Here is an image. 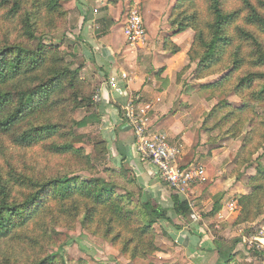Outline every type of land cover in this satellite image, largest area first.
<instances>
[{
    "label": "trees",
    "instance_id": "trees-1",
    "mask_svg": "<svg viewBox=\"0 0 264 264\" xmlns=\"http://www.w3.org/2000/svg\"><path fill=\"white\" fill-rule=\"evenodd\" d=\"M63 1L0 0V264H68L54 230L77 222L124 257L147 258L159 251V221L170 222L169 210L143 200L127 170L99 169L86 152L79 132L86 118L75 115L94 110L95 90L81 75L83 64L75 65L78 39L68 37ZM168 22L173 35L194 34L180 74L195 64L193 80L214 78L197 85L216 102L200 129L219 132L211 141L243 135L236 167L257 164L248 193L236 200L234 221L254 223L264 210L263 154L254 158L264 149V0H174ZM163 47L179 51L169 37ZM230 96L240 104L228 102ZM96 145L102 154V142ZM170 199V211L186 223L188 201L173 189ZM220 211L215 204L208 218ZM240 242L216 237V264H232ZM249 251L264 263L263 250Z\"/></svg>",
    "mask_w": 264,
    "mask_h": 264
},
{
    "label": "crops",
    "instance_id": "crops-1",
    "mask_svg": "<svg viewBox=\"0 0 264 264\" xmlns=\"http://www.w3.org/2000/svg\"><path fill=\"white\" fill-rule=\"evenodd\" d=\"M131 2L141 4L147 30L146 43L140 48L130 47L122 32L123 10ZM163 3L164 0H75L69 28L73 38L78 39L76 50L82 59L81 75L92 82L94 96L99 97L94 101V110L82 112L78 118H86V125L79 132L85 136L86 152L91 154L99 169L127 170L143 190V200H155L169 210L170 222L161 220L158 226L176 249L185 252L189 264H216L209 236L197 232L203 221L190 217L186 223L181 222L170 211L171 188L159 179L155 166L138 155L131 128L122 114V107L131 96L151 104V128L164 132L168 144L181 150L177 160L180 166L194 165L190 164L195 160L193 144L204 135L200 129L201 121L208 112L205 109L208 101L197 85L207 80L192 79L195 64L180 74L188 64L187 52L193 32L186 30L173 35L168 22L169 10L164 12ZM167 37L179 49L177 53L171 54L163 47ZM122 74L127 76L126 80L121 78ZM111 78L117 80L119 91L109 87ZM98 142L103 144L102 154L96 152ZM205 162L207 165L208 159ZM218 175L208 191L201 184L196 185L183 198L196 209H207L205 205L209 199L219 192ZM197 213L202 219L200 210Z\"/></svg>",
    "mask_w": 264,
    "mask_h": 264
},
{
    "label": "rangeland",
    "instance_id": "rangeland-1",
    "mask_svg": "<svg viewBox=\"0 0 264 264\" xmlns=\"http://www.w3.org/2000/svg\"><path fill=\"white\" fill-rule=\"evenodd\" d=\"M173 2L174 0H164L163 10H165V13H167L168 10V14L170 13ZM133 3L131 2L126 10H123L124 22L122 25V31L127 13ZM63 6L68 12V37L72 39L74 35L69 28V18H71L70 13L75 6V0H64ZM139 6L144 21L142 6L141 4H139ZM73 12L74 11H72V13ZM62 49L67 50L66 45H63ZM77 52L78 51L76 50V54ZM81 60L82 59L77 54V57L74 60L75 65L80 64ZM213 79L214 78H211L204 82L206 83ZM227 100L231 104H240V101L233 96L228 97ZM207 103L208 107L205 109L209 112L216 102L212 100ZM82 112L83 111H78L76 113L75 116L77 119L83 115ZM195 124L196 123L194 122V125ZM203 134L204 135H201L203 139L199 138L193 144L195 160L190 164H201L205 171H207L208 177H206V181L201 184V187L205 188L207 191L208 188L215 183L216 175L219 174V192L214 198L209 199L210 201L208 202V205H205L207 206V209L204 208L203 210L200 207H197L198 209L194 208L196 213L200 210V214L205 218L197 219L201 222L203 221V223L198 226L197 232H202L204 235L209 236L211 242H213L216 237L226 239L227 241L240 239L241 242L237 244L235 249L237 255L232 264H264L261 259L254 258L249 251L253 245L256 246V243H258L255 238L258 237L257 233L259 228L264 225V210L263 216H261L256 222L247 224H235L234 221L239 210L234 215H226V205L231 200L236 201L240 195L248 193V179L255 174L254 168L257 164L253 163L251 167H243L241 169L236 167L235 161L240 152L243 135L237 139H219L211 141L212 138H217L219 135L218 131H214L210 134L203 132ZM8 153L15 155L17 151L9 148ZM261 154L263 155L260 159V163L264 165V149L257 153L254 158L259 157ZM30 156L31 154L29 153L28 157ZM207 159L209 163L206 165L205 161ZM203 163L205 165H203ZM0 164H3L2 160H0ZM215 204L221 206V211L219 212L217 219H209V214ZM156 230L159 234L156 239L159 251L150 257L136 258L134 260H130L121 255L119 249L112 247L108 241L93 236L81 229L78 222L75 223L72 230L59 226L56 227L54 231L59 234L56 236V239L58 240V244L63 246L61 255L68 264L76 263L79 260H82L87 264H189L185 252L176 249L177 246L170 241L168 237L162 234L161 228L158 225L156 226ZM160 253H163L164 255Z\"/></svg>",
    "mask_w": 264,
    "mask_h": 264
},
{
    "label": "built area",
    "instance_id": "built-area-1",
    "mask_svg": "<svg viewBox=\"0 0 264 264\" xmlns=\"http://www.w3.org/2000/svg\"><path fill=\"white\" fill-rule=\"evenodd\" d=\"M123 35L132 48L143 47L147 40V32L141 16L139 3H133L129 9L125 24L123 26ZM121 78L126 80L125 74ZM112 90L119 91V85L115 78L108 82ZM94 101L99 97L94 96ZM152 110L151 104L141 102L138 97H129L122 107V114L126 123L131 128L134 147L143 160L155 166L159 179L175 190L180 196L187 197L191 187L203 184L206 181V172L203 166L194 164L189 166H180L177 160L181 154L180 149L171 146L167 142V136L164 132L151 128L149 113ZM191 209V219H200L198 213L194 210V204L189 203ZM239 210L237 202L231 200L226 205V215H234ZM255 238L258 249L264 251V225L259 228Z\"/></svg>",
    "mask_w": 264,
    "mask_h": 264
}]
</instances>
